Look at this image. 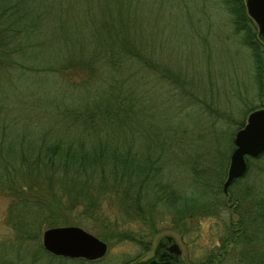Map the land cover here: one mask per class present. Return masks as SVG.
<instances>
[{"label":"trees","instance_id":"trees-1","mask_svg":"<svg viewBox=\"0 0 264 264\" xmlns=\"http://www.w3.org/2000/svg\"><path fill=\"white\" fill-rule=\"evenodd\" d=\"M223 3L233 32H241L253 54L261 86L264 42L242 0ZM148 4L157 2L0 0V189H37L43 200L21 196L12 221L13 257L2 258L7 264L50 258L27 230L45 216L41 206L63 210L62 199L90 219L76 223L92 228L99 221L104 231L94 228L96 236L132 242L138 253L160 230L180 231L186 218L224 214L231 224L227 235L239 248L237 261L264 264V151L245 157L246 170L222 192L233 131L242 121H233L228 133L220 130L222 138L217 128L200 125L213 109L209 114L194 99L195 81L185 68L157 52ZM17 80L25 83L23 94L12 96L18 108L26 106L19 120L42 118L35 139L10 130L18 114L4 84L18 92ZM158 85L174 100L171 106L155 97ZM191 105L199 116L182 125ZM7 121L11 125L2 128ZM165 219L168 224L160 225ZM208 253L185 257L187 264H218L225 257Z\"/></svg>","mask_w":264,"mask_h":264},{"label":"rangeland","instance_id":"rangeland-1","mask_svg":"<svg viewBox=\"0 0 264 264\" xmlns=\"http://www.w3.org/2000/svg\"><path fill=\"white\" fill-rule=\"evenodd\" d=\"M154 1L157 2L155 7L148 4V10L150 16L154 18L150 20V32L153 35L157 52L185 68L188 76L195 81L194 92H197V94H195L194 99H201L199 104L208 113L209 109H213L212 114L209 113L212 118L207 117L206 120H200V125L202 124L211 129L213 127L217 128L215 133L217 138L221 137L220 130H225L228 133L234 127L233 121H242L241 127L250 110L264 106V81L261 86H256L253 54L251 52L250 55L247 45L241 42V32L238 34L233 32L231 15L223 0ZM242 3L245 9L243 0ZM246 23V25L250 24L248 21ZM15 86L18 92L12 91L7 82L4 84V88L11 93L9 94L11 102L15 101L13 107L14 111H17L16 114H18L17 119L13 118L16 122L10 130L13 133H24L28 140L35 139L39 135L36 130H40L42 126L36 121H42V118L33 116L27 120H19L22 118V111L26 106L20 105L18 108L15 97L19 98L23 94L25 83L22 80H17ZM163 88L161 86L155 89L159 90L155 97L159 101L166 99L167 103L165 105L171 106L174 100L171 101V98L164 96V92L161 90ZM197 95L198 97H196ZM243 102H246L250 108L241 109ZM185 103L187 102H183V104ZM169 108L171 110V107ZM198 116L199 112L196 105H191L187 119H179V122L185 126L191 125ZM4 124L2 128H6L10 122L7 121ZM257 169H260V167H257ZM248 171H251V169H248ZM249 179L251 185V175ZM24 194L25 197L31 196L32 199L38 200L39 204L43 203L41 194L37 189L27 188L21 190L9 189L8 187L0 189V264L3 262L7 264V261H3L2 258L13 257L12 252L14 251L10 249L15 239L12 221L14 214L17 212V205L21 204L20 198ZM224 196L227 200L228 195ZM61 202L63 210L47 208L50 205L41 206L44 208L45 216L42 217L41 222L34 224V229L27 230V233H35L36 238L39 239V246L42 247L41 231L49 226L72 224L81 226L93 234L94 228L97 232L98 229L101 232L104 231V229H101L103 225L99 221L92 223V228H89V225L76 223L87 220L85 223L88 224L90 219L81 215L82 209L79 207H67L64 199ZM226 203L230 205V209L233 208L231 201ZM56 205L58 206V203ZM248 205L251 207V199L248 201ZM230 211L233 219L231 222L234 223L236 214L235 211ZM214 215L186 218L181 223L182 228L180 231L171 228L160 230L152 235L150 247L142 253L137 252L132 242L119 240L111 236L104 239L107 247L101 257L92 260L81 257H66L68 260L66 264H127L151 256L154 244L164 235H169L174 239L180 249V258L186 264L185 257L189 260L198 259L205 254H209L208 252L218 254L221 257L225 256L219 260L218 264H230L231 261L233 264H241L236 259L239 248L232 241L233 237L230 239L227 235L231 225L230 221L224 214L220 219L215 218ZM51 218H54L53 222H51ZM167 224V219L160 223L164 226ZM29 236L27 235V237ZM223 239L228 242L223 243ZM220 241L223 244L222 246ZM27 243L31 245L32 241H27ZM221 250L222 254L220 253ZM232 255L234 257L230 261L229 258ZM47 256L50 258L41 256L37 262L39 264H59V258L64 257L49 252H47Z\"/></svg>","mask_w":264,"mask_h":264},{"label":"water","instance_id":"water-1","mask_svg":"<svg viewBox=\"0 0 264 264\" xmlns=\"http://www.w3.org/2000/svg\"><path fill=\"white\" fill-rule=\"evenodd\" d=\"M245 10L254 21L257 35L264 42V0H243ZM233 147L228 155L225 177L221 190L246 168V156H255L264 151V106L250 110L245 122L237 128L232 137ZM43 249L51 254L92 260L106 251L103 239L78 225H56L44 228L40 235ZM128 264H186L180 258V249L169 235L161 236L153 246L152 255Z\"/></svg>","mask_w":264,"mask_h":264}]
</instances>
